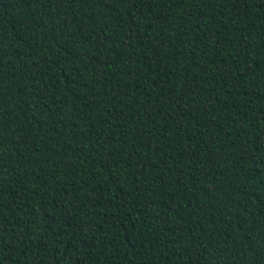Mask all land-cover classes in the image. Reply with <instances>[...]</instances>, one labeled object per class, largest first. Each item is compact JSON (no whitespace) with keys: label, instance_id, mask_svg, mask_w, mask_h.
<instances>
[{"label":"trees","instance_id":"trees-1","mask_svg":"<svg viewBox=\"0 0 264 264\" xmlns=\"http://www.w3.org/2000/svg\"><path fill=\"white\" fill-rule=\"evenodd\" d=\"M264 0H0V264H264Z\"/></svg>","mask_w":264,"mask_h":264},{"label":"snow or ice","instance_id":"snow-or-ice-1","mask_svg":"<svg viewBox=\"0 0 264 264\" xmlns=\"http://www.w3.org/2000/svg\"><path fill=\"white\" fill-rule=\"evenodd\" d=\"M262 254H264V253H262Z\"/></svg>","mask_w":264,"mask_h":264}]
</instances>
